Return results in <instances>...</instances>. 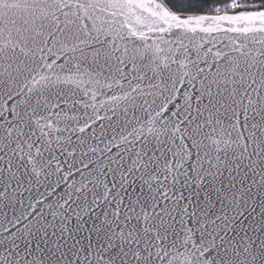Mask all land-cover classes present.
<instances>
[{
	"label": "snow or ice",
	"instance_id": "obj_1",
	"mask_svg": "<svg viewBox=\"0 0 264 264\" xmlns=\"http://www.w3.org/2000/svg\"><path fill=\"white\" fill-rule=\"evenodd\" d=\"M0 264H264V0H0Z\"/></svg>",
	"mask_w": 264,
	"mask_h": 264
}]
</instances>
